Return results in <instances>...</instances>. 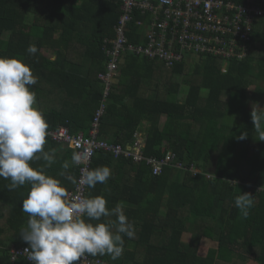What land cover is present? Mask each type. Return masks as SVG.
<instances>
[{"label": "trees", "instance_id": "1", "mask_svg": "<svg viewBox=\"0 0 264 264\" xmlns=\"http://www.w3.org/2000/svg\"><path fill=\"white\" fill-rule=\"evenodd\" d=\"M257 3L264 6V0ZM121 13L120 0H0V57L30 66L37 78L30 86L34 107L43 113L47 130L66 127L71 135H87L105 99L98 138L126 145L146 123L144 157L174 156L153 175L144 161L96 151L90 170L107 166L111 176L88 188L87 196L104 197L109 209L119 205L135 234L124 237V251L115 261L89 257L108 264H264V141L251 119V104L264 97V19L251 25L241 59L198 52L192 62L193 54L185 51L167 68L126 53L105 98L98 78L107 61L103 40L114 37ZM132 16L128 42L144 43L151 14ZM29 45L38 49L34 56L26 51ZM161 116L165 122L159 127ZM242 133L246 139H239ZM46 139L55 163L44 172L72 191L59 173L75 151ZM68 171L78 178V165ZM9 183L0 178V264L10 263L12 246L29 247L20 232L27 227L21 208L30 186L9 191ZM240 193L254 197L247 219L234 203ZM203 241L215 243L204 255ZM15 264L26 263L19 258Z\"/></svg>", "mask_w": 264, "mask_h": 264}, {"label": "clouds", "instance_id": "2", "mask_svg": "<svg viewBox=\"0 0 264 264\" xmlns=\"http://www.w3.org/2000/svg\"><path fill=\"white\" fill-rule=\"evenodd\" d=\"M26 51L34 56L38 49L29 45ZM36 83L30 66L15 58L0 57V178L10 181L9 191L30 186L21 208L28 217L27 227L20 232V238L29 245L24 250L27 258L32 264H80L86 256L105 255L115 261L124 251V237H134L133 225L119 205L109 209L104 197L79 194L81 185L94 189L97 184H105L111 170L107 166L87 170L78 180L68 170L81 163L82 154L73 152L71 164L65 161L59 175L76 192H69L61 180L45 174L44 168L55 159L54 150H45L48 124L34 107L36 95L30 86ZM251 119L264 141V109L253 108ZM246 137L247 133H242L239 139ZM40 160L45 165L34 169L31 162ZM234 203L247 219L254 197L240 193ZM110 216L116 219L100 222Z\"/></svg>", "mask_w": 264, "mask_h": 264}, {"label": "built area", "instance_id": "3", "mask_svg": "<svg viewBox=\"0 0 264 264\" xmlns=\"http://www.w3.org/2000/svg\"><path fill=\"white\" fill-rule=\"evenodd\" d=\"M120 1L122 13L113 28L114 37L103 40L107 61L105 70L98 78L103 84L105 98L118 75L122 58L126 53L156 59L167 68L179 61L185 51L193 55L198 52H209L222 58L241 59L246 52L245 44L250 39L251 25L256 18L264 19V6H258L263 4H258L257 0H245L244 4H236L234 0ZM135 11H139L142 15L151 14L144 33L145 41L141 44L129 43L127 39L129 24ZM138 24L140 25L141 22ZM177 45L180 51L176 50ZM104 101L105 99L96 111L87 135L82 132L71 135L66 127L47 130V136L52 141L62 143L82 154L77 179L79 180L87 170H90L92 158L96 151L100 150L110 153L115 159L125 158L135 163L144 161L153 175L161 174L174 156L168 153L161 159L144 157V134L135 133L132 141L126 145L109 143L97 137L99 119L105 107ZM87 189L86 186L81 185L79 194L87 196ZM69 192H76V188ZM26 248L28 246L25 245L12 247L9 251V264H15L19 258H22L26 264H32L24 251ZM80 264L108 263L86 256L82 258Z\"/></svg>", "mask_w": 264, "mask_h": 264}, {"label": "rangeland", "instance_id": "4", "mask_svg": "<svg viewBox=\"0 0 264 264\" xmlns=\"http://www.w3.org/2000/svg\"><path fill=\"white\" fill-rule=\"evenodd\" d=\"M194 57H197L196 55H193V57L191 58L192 59V62H194L196 59ZM262 88H264V83L262 84ZM253 88V87H251ZM252 107L251 109L253 110L256 109L257 107H259L260 109H264V97L260 100V102L256 105V104H251ZM183 240L186 241L187 240V236H183ZM215 246V243L214 242H211V241H203V243L201 244L200 246V254L204 255L207 251L208 248L210 247H214ZM238 264H241V263H238ZM247 264H254L252 261L250 262H247Z\"/></svg>", "mask_w": 264, "mask_h": 264}, {"label": "crops", "instance_id": "5", "mask_svg": "<svg viewBox=\"0 0 264 264\" xmlns=\"http://www.w3.org/2000/svg\"><path fill=\"white\" fill-rule=\"evenodd\" d=\"M142 15V14H141ZM146 31V30H145ZM145 33V32H144ZM118 76V75H117ZM116 76V77H117ZM165 122V116H161L159 119V127H162ZM147 127L146 123L142 126V130H138L137 133H141L142 135H145V128ZM14 247V246H12Z\"/></svg>", "mask_w": 264, "mask_h": 264}]
</instances>
